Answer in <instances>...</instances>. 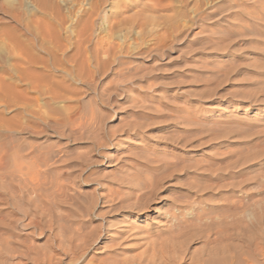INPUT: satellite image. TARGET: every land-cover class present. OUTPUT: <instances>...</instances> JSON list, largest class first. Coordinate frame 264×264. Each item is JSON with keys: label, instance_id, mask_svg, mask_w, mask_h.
<instances>
[{"label": "rangeland", "instance_id": "rangeland-1", "mask_svg": "<svg viewBox=\"0 0 264 264\" xmlns=\"http://www.w3.org/2000/svg\"><path fill=\"white\" fill-rule=\"evenodd\" d=\"M154 177L147 208H121ZM247 210L264 214V0H0V264L173 239L188 258L217 214L263 244Z\"/></svg>", "mask_w": 264, "mask_h": 264}, {"label": "bare ground", "instance_id": "bare-ground-1", "mask_svg": "<svg viewBox=\"0 0 264 264\" xmlns=\"http://www.w3.org/2000/svg\"><path fill=\"white\" fill-rule=\"evenodd\" d=\"M143 182L144 183L138 187L140 190H144L142 192L143 197L140 198L141 200L137 199L140 202L139 201L137 203L134 202V204L125 203V205H123L122 203L120 205L121 208L123 207L128 211L129 210L141 211L148 207V202L152 199L153 195L156 194V190L159 188L161 181H160V177L159 179L154 177L153 179L152 178L146 179ZM170 185L171 184H168L166 187ZM243 213H245L244 215L246 216L247 219H249L248 224L250 227L253 228V226H257V227L260 226V222L261 219H263L262 217H264V214L259 215L258 218L253 221L252 219L253 215L248 210L244 211ZM188 214L191 216V212H188ZM219 216L218 214L214 215L213 219L211 220L216 221V223L218 224L219 223L223 225L225 224V226H222L223 229L222 228L218 229L217 227V229L213 231L215 232V236L213 238L207 237L206 239H204V252L201 254L192 255L191 257L188 258L184 257L183 255L182 256L176 255V250L180 249L179 244L181 245V242L174 241L172 237L173 241L170 240L171 242L169 240H168L169 242H166L164 240L145 241L147 245L145 247L144 253L139 255L137 254V256H135L134 254L133 256L135 257L132 258L123 257L122 259H118L117 257L114 256L117 253L116 250H111L110 255H108L104 261L94 264H264V243L262 244L260 241L257 242V240L250 238L249 236L248 238H244V239L239 238L241 244L234 243L235 239L239 236L236 235V232L235 234L231 232L233 228L236 227L235 216L228 214L225 216V218L223 217L224 219L220 218ZM167 220H168L167 227L169 228L171 234L173 233L176 235L177 234L180 235L181 233H183V226L179 224V221L176 217L169 216ZM196 220H197V224L199 225L201 224L202 217L198 216L196 217ZM206 224L207 226L209 225V223ZM214 227L216 228V226ZM250 227H247V229L249 228L251 230L252 228ZM97 243L98 242H96L95 244L98 245ZM88 246L89 245H87V248ZM148 248L152 249V253H150V255L147 254L148 251H146L148 250Z\"/></svg>", "mask_w": 264, "mask_h": 264}]
</instances>
